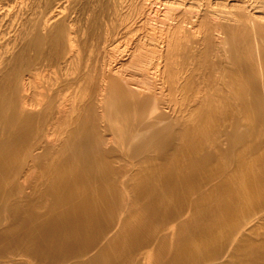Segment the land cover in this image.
<instances>
[{"label":"bare ground","instance_id":"1","mask_svg":"<svg viewBox=\"0 0 264 264\" xmlns=\"http://www.w3.org/2000/svg\"><path fill=\"white\" fill-rule=\"evenodd\" d=\"M0 264H264V0H0Z\"/></svg>","mask_w":264,"mask_h":264}]
</instances>
